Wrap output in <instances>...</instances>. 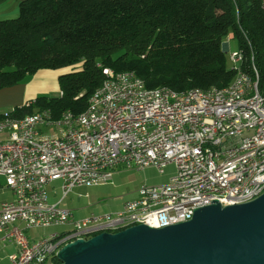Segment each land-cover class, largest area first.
Instances as JSON below:
<instances>
[{
  "label": "built area",
  "instance_id": "1",
  "mask_svg": "<svg viewBox=\"0 0 264 264\" xmlns=\"http://www.w3.org/2000/svg\"><path fill=\"white\" fill-rule=\"evenodd\" d=\"M244 58L242 49L229 53L234 76L221 87L147 88L132 71L103 68L105 79L79 114L1 112L0 188L13 198L0 202V243L15 247L9 264H53L58 249L76 239L145 223L160 228L191 219L215 200L224 207L261 195L264 86L253 57V74L243 69ZM171 164L167 183L141 186L117 211L76 217L61 205L75 187L110 183L119 167L164 173ZM52 182L61 191L54 202ZM51 226L63 230L33 241L25 234Z\"/></svg>",
  "mask_w": 264,
  "mask_h": 264
},
{
  "label": "trees",
  "instance_id": "2",
  "mask_svg": "<svg viewBox=\"0 0 264 264\" xmlns=\"http://www.w3.org/2000/svg\"><path fill=\"white\" fill-rule=\"evenodd\" d=\"M228 34L250 74L253 57L262 88L261 0H21L15 17L0 19V89L39 69L68 68L57 77L60 96L40 95L15 110L49 109L58 118L86 109L103 68L132 71L147 88L221 87L234 76L222 49Z\"/></svg>",
  "mask_w": 264,
  "mask_h": 264
},
{
  "label": "water",
  "instance_id": "3",
  "mask_svg": "<svg viewBox=\"0 0 264 264\" xmlns=\"http://www.w3.org/2000/svg\"><path fill=\"white\" fill-rule=\"evenodd\" d=\"M55 256L60 264H264V192L224 207L215 200L164 227L145 223L76 239Z\"/></svg>",
  "mask_w": 264,
  "mask_h": 264
},
{
  "label": "rangeland",
  "instance_id": "4",
  "mask_svg": "<svg viewBox=\"0 0 264 264\" xmlns=\"http://www.w3.org/2000/svg\"><path fill=\"white\" fill-rule=\"evenodd\" d=\"M231 35L232 34H228L224 40L227 42L225 55L229 66L231 65L230 61L228 60L229 53L239 49L237 39L231 37ZM76 65H79V63ZM76 67H71L69 70L71 71ZM28 79V77L24 78V81H28ZM42 83L46 84L49 82L43 81ZM18 85L19 84H14L12 86L0 89V94H2V97L4 98L3 99L0 96V113L10 110L12 107H21L24 105V102L21 105L15 106L6 104L5 99L11 97V95L6 94L4 97V91L6 89L18 88ZM58 88L51 89V91H49L46 96H60V91ZM37 109L39 108H35L34 110ZM173 171V164L168 165L165 168L164 173H160L155 167L152 166L142 169L119 167V169L113 172L110 183L96 186L75 187L62 200L61 205L71 209L76 217L86 216L91 213L114 212L121 209L123 203L126 200L134 198L137 194V190L141 186L167 183L169 177L173 174ZM1 183L4 184V181L1 180ZM47 192L49 200L52 202L57 201L61 195L60 188H57L55 182L47 185ZM84 194H87V196H84ZM12 198L13 196L7 188H0V202L4 200H10ZM62 230L63 227L61 226L36 227L25 230V234L28 238L41 239L53 232H61Z\"/></svg>",
  "mask_w": 264,
  "mask_h": 264
},
{
  "label": "crops",
  "instance_id": "5",
  "mask_svg": "<svg viewBox=\"0 0 264 264\" xmlns=\"http://www.w3.org/2000/svg\"><path fill=\"white\" fill-rule=\"evenodd\" d=\"M21 0H0V19L13 18L17 15L18 3ZM230 35V34H229ZM68 70L65 69H39L35 74L28 77V81H22L18 88L6 89L4 91V97L6 94H10L11 97L6 98L7 105H21L34 100L37 96L46 95L51 89L58 88L57 76L62 72ZM49 82L43 84L42 82ZM59 90V88H58ZM1 98L2 94H0ZM4 99V98H3ZM12 99V100H11ZM30 241L36 240L34 238H28ZM15 251L13 244L7 243L2 246L0 243V264H9L7 256Z\"/></svg>",
  "mask_w": 264,
  "mask_h": 264
}]
</instances>
